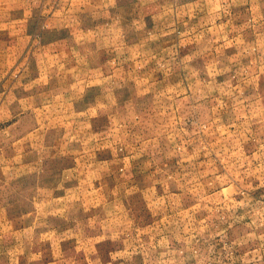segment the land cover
Returning a JSON list of instances; mask_svg holds the SVG:
<instances>
[{"label":"rangeland","instance_id":"374dc122","mask_svg":"<svg viewBox=\"0 0 264 264\" xmlns=\"http://www.w3.org/2000/svg\"><path fill=\"white\" fill-rule=\"evenodd\" d=\"M232 255L264 258V0H0V264Z\"/></svg>","mask_w":264,"mask_h":264},{"label":"crops","instance_id":"0c3cea01","mask_svg":"<svg viewBox=\"0 0 264 264\" xmlns=\"http://www.w3.org/2000/svg\"><path fill=\"white\" fill-rule=\"evenodd\" d=\"M184 264H187V261ZM214 264H254V262L251 260L244 261L243 259H240L238 257H233L232 255L230 259L229 258L215 259ZM257 264H264V258L260 260L259 263Z\"/></svg>","mask_w":264,"mask_h":264}]
</instances>
